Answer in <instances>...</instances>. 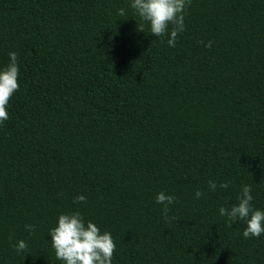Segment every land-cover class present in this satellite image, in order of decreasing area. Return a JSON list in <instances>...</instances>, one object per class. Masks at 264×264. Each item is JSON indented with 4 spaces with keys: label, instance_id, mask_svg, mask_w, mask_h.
Returning a JSON list of instances; mask_svg holds the SVG:
<instances>
[{
    "label": "trees",
    "instance_id": "16d2710c",
    "mask_svg": "<svg viewBox=\"0 0 264 264\" xmlns=\"http://www.w3.org/2000/svg\"><path fill=\"white\" fill-rule=\"evenodd\" d=\"M184 25L170 47L130 0H0L20 85L0 123V264H63L48 230L71 211L111 233L112 264H264V234L218 211L242 185L264 211V0H191Z\"/></svg>",
    "mask_w": 264,
    "mask_h": 264
},
{
    "label": "clouds",
    "instance_id": "9594fccd",
    "mask_svg": "<svg viewBox=\"0 0 264 264\" xmlns=\"http://www.w3.org/2000/svg\"><path fill=\"white\" fill-rule=\"evenodd\" d=\"M191 0H130V7L139 18L150 27L151 34L156 37L168 36L167 44L175 47L176 38L179 33L185 30L184 14ZM117 14L125 16V9L120 8ZM139 31H144L141 24ZM211 47V42L205 44ZM9 63L0 68V123L8 119L7 106L9 100L15 92L19 90V67L17 64V54L9 52ZM211 191L217 189V184L213 180L207 182ZM227 182H221V189L228 188ZM251 186L242 185L238 202L230 208L220 207L219 213L228 218L231 223L242 220L246 227L243 230V237H260L264 234V211L253 208L251 201ZM197 199L203 196L198 189L194 193ZM156 202L163 205L162 214L166 220H175L176 217L169 218L168 205L176 202L174 195L164 192L156 194ZM84 195H77L73 203L85 202ZM29 232L35 230L34 225L25 226ZM48 235L51 240V247L54 249L55 257L63 264H112V258L116 249V244L107 230L101 232L100 228L92 221H85L79 211L60 213L55 226L49 228ZM9 236V240H12ZM17 252H26L27 244L24 240H18L12 245Z\"/></svg>",
    "mask_w": 264,
    "mask_h": 264
}]
</instances>
